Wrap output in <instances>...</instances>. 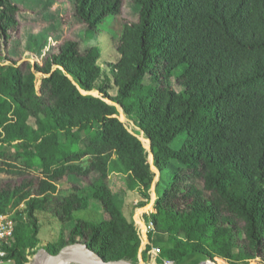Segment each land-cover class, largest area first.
Segmentation results:
<instances>
[{"label": "trees", "instance_id": "1", "mask_svg": "<svg viewBox=\"0 0 264 264\" xmlns=\"http://www.w3.org/2000/svg\"><path fill=\"white\" fill-rule=\"evenodd\" d=\"M19 12L0 0V214L14 213L15 221L5 261L28 264L39 249L44 213L70 226L68 241L44 248L51 255L79 238L106 260L147 264L157 247L156 264L215 258L264 264V0H74L87 37L107 32L112 38L105 25L123 12L130 16L121 33L134 47L119 69L118 48L110 45L106 61L97 47H81L74 38L42 65L29 59L18 65L4 43L13 40ZM212 29L245 51L246 62L216 92L183 89L180 101L173 73ZM146 77L150 90L138 100ZM230 90L251 93V106L227 100ZM115 105L148 140L153 166L168 178L146 215L154 230L144 250L109 179L122 175L126 190L146 202L156 175ZM196 121L201 133L194 138ZM180 139L190 149L186 161L174 146ZM93 201L104 219L75 217Z\"/></svg>", "mask_w": 264, "mask_h": 264}, {"label": "rangeland", "instance_id": "2", "mask_svg": "<svg viewBox=\"0 0 264 264\" xmlns=\"http://www.w3.org/2000/svg\"><path fill=\"white\" fill-rule=\"evenodd\" d=\"M10 1L19 6L20 12L18 15V24L10 30L11 36H14L13 40L5 41L6 44L4 43V49L9 50L7 57L11 58L13 61H17L18 65L26 63V60L28 59L31 64L42 65L43 60L47 58L54 48L59 46L63 41L74 38L81 41V47H87L90 45L97 47L101 56H103L104 59H108L106 61H110V58L106 53L111 49V46L114 51L118 48L121 54L118 55L119 61L116 66L119 69L124 64L125 58L130 54L134 47L132 38L127 35L124 36L121 33L125 20L130 18V16L124 12L122 15L114 18L110 23L105 25L104 30L109 31L112 38L114 37L113 39L110 35L106 36L107 32L101 36L88 34L87 37L81 25L76 20V15L74 13V0ZM103 1L107 2L108 0ZM246 59L247 53L245 51L238 49L233 44L229 43L224 34L218 29H212L191 45L190 58H188V60L173 73V88L178 93L180 101H182L181 91L183 89H190L195 94L208 96L219 90L221 86L229 80L232 74L245 64ZM42 84L43 79L41 75H37L35 87L38 92ZM149 85L150 81L148 77H146L141 93L137 95L136 99L143 100L144 95L150 90L148 87ZM82 93L87 94L83 91ZM89 94L98 96L96 92H91ZM224 97L233 103L242 104L248 107L251 106L253 101L252 95L249 92L230 90L224 93ZM115 107L117 110L116 117L132 134L138 137L148 153L149 163L156 175L153 187H156L157 196L164 190L168 178L166 175L161 177V173L153 166L152 157L151 154H149L148 140L144 138L142 133H140L133 125L131 120L126 117L121 106L115 105ZM191 129L193 130L194 138L200 136L201 125L199 124V121H196ZM174 146L181 153V161H186L190 149L186 145L185 140L180 139L174 144ZM110 186L115 192V199L119 207L123 206L124 211H128V215L132 217V215L136 213L137 207L133 206L132 208L129 206L128 208H125L126 203L123 204L125 195H121L122 184L117 180H112ZM152 188L150 189L151 201L153 199ZM137 194L139 195L138 192ZM119 197L121 198L119 199ZM99 210L101 209L98 205L97 207H94V209L76 213L75 217L87 221H100L104 219L105 216ZM38 221L40 225L38 234V239L40 240L39 249L33 256L28 257V264H35L36 258L38 257L37 255L43 252L42 250L47 245H57L61 240H69V225H63L52 216L44 213L38 215ZM138 230L142 239L140 250H143L147 244L148 237L144 232L145 228L138 226ZM77 241L80 242L81 239L78 238ZM216 260L217 263L222 261L220 264H223V262L229 264L227 261L219 258ZM142 262L143 261L141 260L140 264H142ZM5 264H12V262ZM67 264L74 263L69 262ZM147 264L156 263L153 258H150V261H148ZM247 264L263 263H260L259 260L256 259L249 261Z\"/></svg>", "mask_w": 264, "mask_h": 264}, {"label": "crops", "instance_id": "3", "mask_svg": "<svg viewBox=\"0 0 264 264\" xmlns=\"http://www.w3.org/2000/svg\"><path fill=\"white\" fill-rule=\"evenodd\" d=\"M112 180H117L118 182H120L122 184V192H121V195L124 194L125 197H124V200H123V204L126 203L125 205V208H128L129 206H131L133 208V206H136L137 209H136V213L134 215H132V217H130L128 214L129 212H125L124 211V207L123 206H120L124 215L127 217V218H132V220L135 222V224H137L138 226H142L143 228L146 226V223H147V220H146V215H149L150 213L154 212V200L156 198V187L152 186V192H153V199L151 201H146L142 199V197H140V195L137 194V192L135 190H132V191H128L126 190L125 188V183H124V177L122 175H119V174H115V173H112L110 175V179H109V182L111 184V181ZM154 185V184H153ZM111 187V186H110ZM112 189V187H111ZM113 191V190H112ZM113 193L115 194V192L113 191ZM150 193H151V190H150ZM121 197H119L120 199ZM151 198V196H150ZM151 205H150V204ZM94 205H96L97 207V204L96 202H92L91 203V206L89 207V210L91 209H94ZM150 205V206H149ZM101 213L102 210H99ZM141 212V213H139ZM146 213V214H144ZM105 216V215H104Z\"/></svg>", "mask_w": 264, "mask_h": 264}, {"label": "water", "instance_id": "4", "mask_svg": "<svg viewBox=\"0 0 264 264\" xmlns=\"http://www.w3.org/2000/svg\"><path fill=\"white\" fill-rule=\"evenodd\" d=\"M144 232H145V230H144ZM74 247H81L84 250V253L79 254L80 261L82 260V262H80V264H140L141 263V260H140V263H130V262H127L124 260H117V261L106 260L103 256L96 254L94 251H92L90 248H88L84 241H80V242L77 241L75 244L68 245L65 248L61 249L59 251V253L56 255H51L44 249L42 251H44L50 257L57 258V257H60L64 253V251H66L69 255L74 254V252H75L73 250ZM66 249H69V250L67 251ZM93 258H95L97 262H93L91 260ZM216 259H218V258L207 259V260L201 261L199 264H217ZM72 261H73V259H71L70 263H74ZM75 264H78V263H75ZM142 264H144V263L142 262ZM166 264H173V263L168 262Z\"/></svg>", "mask_w": 264, "mask_h": 264}, {"label": "built area", "instance_id": "5", "mask_svg": "<svg viewBox=\"0 0 264 264\" xmlns=\"http://www.w3.org/2000/svg\"><path fill=\"white\" fill-rule=\"evenodd\" d=\"M14 213L0 214V264H5L6 252L3 248L7 242L13 237L15 221ZM154 230L153 223L148 222L145 227V233L152 232ZM149 257L155 260L160 255V250L157 247H152L149 251Z\"/></svg>", "mask_w": 264, "mask_h": 264}, {"label": "bare ground", "instance_id": "6", "mask_svg": "<svg viewBox=\"0 0 264 264\" xmlns=\"http://www.w3.org/2000/svg\"><path fill=\"white\" fill-rule=\"evenodd\" d=\"M66 250L68 251L69 249ZM73 250L76 253L74 252V254L69 255L66 251H64V253L57 258L50 257L43 251L44 253L41 252L39 255H37L38 257L36 258L35 264H67L71 261V259H73L72 262H74V264H80L82 260L80 261L79 254L84 253V250L81 247H74ZM91 260L93 262H97L95 258Z\"/></svg>", "mask_w": 264, "mask_h": 264}, {"label": "clouds", "instance_id": "7", "mask_svg": "<svg viewBox=\"0 0 264 264\" xmlns=\"http://www.w3.org/2000/svg\"><path fill=\"white\" fill-rule=\"evenodd\" d=\"M149 150H150V149H149ZM151 157H152V155H151ZM152 163H153V159H152ZM155 169H156V168H155ZM148 222H150V221H148ZM148 222L146 223V226H147ZM146 226H145V227H146ZM145 227H144V228H145ZM147 237H148V236H147ZM147 243H148V241H147ZM145 247H146V246H145ZM145 247H144V249H145ZM144 249H143V250H144ZM6 263H7V262H6Z\"/></svg>", "mask_w": 264, "mask_h": 264}]
</instances>
